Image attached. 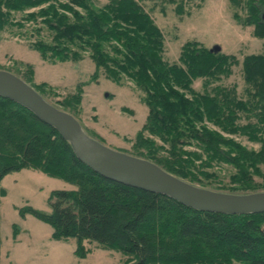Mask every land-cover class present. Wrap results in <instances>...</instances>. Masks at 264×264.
<instances>
[{
    "label": "trees",
    "instance_id": "16d2710c",
    "mask_svg": "<svg viewBox=\"0 0 264 264\" xmlns=\"http://www.w3.org/2000/svg\"><path fill=\"white\" fill-rule=\"evenodd\" d=\"M231 1L247 12L244 24L264 41V0ZM234 17L243 24L237 12ZM4 34L29 36L32 50L51 65L77 64L88 57L96 69L92 81L103 75L119 86L132 83L148 115L134 152L127 154L201 188L237 195L264 192V185L256 183L264 182V52L241 61L188 41L178 61L171 62L164 57L162 30L138 0H109L101 6L97 0H0V41ZM23 65L22 72L1 65L0 70L23 79L103 143L79 119L84 85L66 97L56 96L60 100L55 103L51 96L61 89L37 82L34 66ZM239 65L242 91L225 83ZM240 139L260 148H249ZM225 166L233 171L232 186H212L222 177L217 170ZM23 169L75 187L52 191L49 212L33 207L23 212L51 225L55 240L74 239L81 256L89 241L123 253L124 264H264V213L201 212L104 178L81 162L54 128L0 96V183Z\"/></svg>",
    "mask_w": 264,
    "mask_h": 264
},
{
    "label": "rangeland",
    "instance_id": "374dc122",
    "mask_svg": "<svg viewBox=\"0 0 264 264\" xmlns=\"http://www.w3.org/2000/svg\"><path fill=\"white\" fill-rule=\"evenodd\" d=\"M108 1L97 0V4L101 6ZM138 1L162 30L164 57L171 62L178 61L182 47L188 41L199 42L210 50L219 46L223 53L236 55L241 61L246 55L264 52V41L254 37L253 26L244 24L247 12L231 0ZM181 4L183 11L179 7ZM235 12L243 24L235 19ZM33 41L29 36L4 34L0 41V65L22 72L26 70L24 63L32 64L37 82L46 81L61 89L58 91L60 95H50L55 103L60 100L56 96L66 97L78 85H84L83 112L79 116L84 127L104 140L106 146L132 154L136 135L144 127L148 115L134 85L125 81L119 86L103 75L92 81L96 69L88 57L77 64L46 63L30 47ZM200 83L195 82L197 89L201 88ZM225 83L236 84L239 91L243 90L241 65L233 69ZM241 141L249 148H260L259 144ZM217 171L222 177L211 182L212 186H232L230 173L233 171L226 166ZM256 183L264 185L263 179H257ZM0 188L5 190V194L0 195V264H124L123 253L98 248L95 242L85 241L83 246L87 254L81 256L74 239L67 242L55 240L51 225L23 212L27 207L49 212L51 192L72 190L75 187L71 184L41 171L23 169L5 176Z\"/></svg>",
    "mask_w": 264,
    "mask_h": 264
},
{
    "label": "water",
    "instance_id": "95a60500",
    "mask_svg": "<svg viewBox=\"0 0 264 264\" xmlns=\"http://www.w3.org/2000/svg\"><path fill=\"white\" fill-rule=\"evenodd\" d=\"M210 51L218 53L221 47L215 46ZM0 96L27 108L40 121L54 128L70 144L75 156L104 178L167 196L201 212L264 213V192L237 195L201 188L148 160L112 149L87 135L74 116L51 105L23 79L5 70H0Z\"/></svg>",
    "mask_w": 264,
    "mask_h": 264
}]
</instances>
